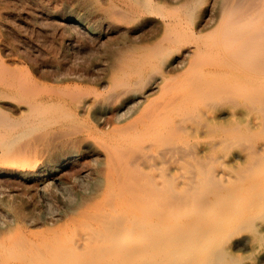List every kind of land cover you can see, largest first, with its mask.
<instances>
[{
    "label": "bare ground",
    "instance_id": "obj_1",
    "mask_svg": "<svg viewBox=\"0 0 264 264\" xmlns=\"http://www.w3.org/2000/svg\"><path fill=\"white\" fill-rule=\"evenodd\" d=\"M0 191V264H264V0H0Z\"/></svg>",
    "mask_w": 264,
    "mask_h": 264
},
{
    "label": "rangeland",
    "instance_id": "obj_2",
    "mask_svg": "<svg viewBox=\"0 0 264 264\" xmlns=\"http://www.w3.org/2000/svg\"><path fill=\"white\" fill-rule=\"evenodd\" d=\"M1 195H2V194H1V191H0V204H1V199H2V196H1ZM54 201H56V202H54ZM52 203H53V204H52ZM52 203H51L52 206H55V204H56V205L60 204L58 199L53 200Z\"/></svg>",
    "mask_w": 264,
    "mask_h": 264
}]
</instances>
